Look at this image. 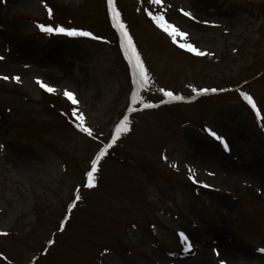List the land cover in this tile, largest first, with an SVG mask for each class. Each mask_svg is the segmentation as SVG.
I'll use <instances>...</instances> for the list:
<instances>
[{"label":"rangeland","instance_id":"obj_1","mask_svg":"<svg viewBox=\"0 0 264 264\" xmlns=\"http://www.w3.org/2000/svg\"><path fill=\"white\" fill-rule=\"evenodd\" d=\"M115 3L148 71L140 87L106 0H0V77H9L0 78V264H181L188 255L264 264V120L243 99L264 116V0ZM149 11L205 55L173 43ZM41 23L98 38L44 33ZM37 79L57 91L44 95ZM224 162L237 185L222 180Z\"/></svg>","mask_w":264,"mask_h":264},{"label":"snow or ice","instance_id":"obj_2","mask_svg":"<svg viewBox=\"0 0 264 264\" xmlns=\"http://www.w3.org/2000/svg\"><path fill=\"white\" fill-rule=\"evenodd\" d=\"M43 2V0H42ZM107 3V7L111 16V21L113 24V27H115L117 29V31L119 32V35L121 37V42H122V47H123V51L125 54V57L127 58L130 66H131V72H132V77L134 82L137 84L138 87L143 86L144 84H146L148 82V71L144 65V62L142 61L140 54L138 53V51L136 50V47L133 43V39L132 37L129 35V32L124 24V22L121 19V14L120 12L117 10V6L115 3V0H106ZM152 4H155L157 6H160L162 3V0H151ZM45 7H47L45 5ZM182 14L185 17H188L190 20H197V18L192 14L191 11H186V10H181ZM48 14L49 16L52 15V10L49 8L48 9ZM148 15L151 17L152 21H154V23L156 24L157 27H159L160 29H162L171 39L173 43H177V38H181L183 40V42H180L178 44V46L181 49L186 50L189 53H193L197 56H203L205 55V53L200 50L198 47L194 46L192 43L188 42V40L186 39L189 36V33L186 31H183L178 25L174 24V23H170L166 20L164 15H156L153 14L151 11L148 12ZM204 24H208L210 23L209 21H198ZM38 28L40 29V31L44 32V33H57V34H63L69 37H90L93 39H97L98 37L93 36V33H91L90 31H82L79 30L77 28H67V27H63V26H46L45 24H38L37 25ZM0 59H3V57H0ZM2 79H9L8 76H3L0 77ZM13 79H15L17 82H19V77H13ZM36 83L45 91L49 92V93H54L57 91L56 88L50 86L49 84H47L46 82L37 79ZM161 91H163L164 95L169 97L170 99H175V100H181L183 99V97L180 96H174L173 92L171 91H165L163 89H161ZM200 92H208V91H212L215 92L217 91L216 89H200ZM67 100H69L71 102L72 105H77L79 103L76 95L73 93V91L71 90H63L62 93ZM131 99L135 102L138 97L136 95V93H133ZM243 99L247 102L248 105L251 106V108L253 109V111L256 114V117L258 119H262L264 120V116L261 115V110L257 107L256 102L254 101L253 97L251 95H248L247 93L243 94ZM141 103H144L143 101H141ZM144 107L145 108H150V107H154V105L151 104H147L144 103ZM72 115L75 117V119L77 121H79V123L77 124V127L84 133H87L89 136L92 135V131L90 128L85 127V118L83 113L79 112L75 107L72 109ZM128 131V119L127 117H125L120 123L119 125L116 127V135L119 136L121 133L123 132H127ZM208 134L212 137H214L217 141L220 142V144L223 145L225 151L229 150V145L228 143L225 141L224 137L221 135H218L217 132L213 129H207ZM110 147V145L105 146V148H102L98 155L96 156L95 160H93L92 164H91V170L87 172L86 176H87V186L89 188H92L95 186V173L97 171V163L100 161V159L105 155L107 148ZM175 166V165H173ZM191 171V170H190ZM211 175V173H210ZM190 178L193 180L194 183H202L198 180H196L195 175L193 174L192 176H190ZM203 187H210V185L208 184H203ZM76 200L80 199V196L77 195L75 197ZM183 236V234H181ZM51 243V242H50ZM184 243L186 245V248L190 250L191 245L188 243V238L184 237ZM259 251L264 252V248L259 249ZM220 264H225V262L223 260L220 261Z\"/></svg>","mask_w":264,"mask_h":264},{"label":"bare ground","instance_id":"obj_3","mask_svg":"<svg viewBox=\"0 0 264 264\" xmlns=\"http://www.w3.org/2000/svg\"><path fill=\"white\" fill-rule=\"evenodd\" d=\"M239 141L240 138L238 137L237 140H235L233 142V151H236V149L239 147ZM207 154L208 152L205 153V157H207ZM210 155V154H209ZM204 157V158H205ZM210 161V159L208 160ZM229 165L227 163H222V167H220L221 170H219V173H220V176L222 177V174L224 176V179H222L223 181H225L226 184H229V185H237L238 181L235 180V175H237L236 173V170L234 168H228ZM222 233V231H221ZM224 253L228 254V256H231V255H236L238 256V258H241L243 254H240V255H237V254H234L232 253L231 251L229 250H224ZM193 255H188L186 258H184L183 262L181 264H206V262H204V260L202 259V257H192ZM247 254H244L243 257H246ZM259 260V259H258ZM261 261L264 263V259H261Z\"/></svg>","mask_w":264,"mask_h":264},{"label":"trees","instance_id":"obj_4","mask_svg":"<svg viewBox=\"0 0 264 264\" xmlns=\"http://www.w3.org/2000/svg\"><path fill=\"white\" fill-rule=\"evenodd\" d=\"M52 105H54V103H51Z\"/></svg>","mask_w":264,"mask_h":264}]
</instances>
